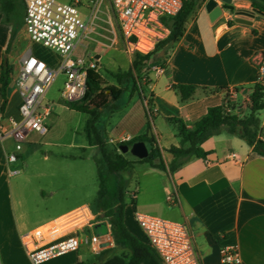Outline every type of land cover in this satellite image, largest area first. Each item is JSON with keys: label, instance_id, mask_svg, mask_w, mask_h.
I'll return each instance as SVG.
<instances>
[{"label": "crops", "instance_id": "1", "mask_svg": "<svg viewBox=\"0 0 264 264\" xmlns=\"http://www.w3.org/2000/svg\"><path fill=\"white\" fill-rule=\"evenodd\" d=\"M60 1L69 3L71 0ZM207 2L201 4L189 19L186 32L175 48L162 55L163 69L159 70L162 66L158 65V70L154 67L150 71V84L143 86L147 100L144 101L138 92L127 91L118 102L120 110L104 114V129L110 143L149 133L156 139L169 164L172 156L165 150L180 143L176 126L170 119H182L189 128H193L211 107L228 106L229 113L242 117L251 113L250 102L231 108L225 95L229 90H235V97L240 99L243 94L253 92L258 63L264 53V15L254 11L250 0H233L230 9H223L220 16L212 20L206 8ZM95 4V0H82L81 13L85 19L88 20L89 15L83 12V8L90 10ZM223 5L219 1V6ZM241 13L252 16L250 23L239 21ZM4 17L0 5V68L12 33V24L4 23ZM21 35L30 39L24 25L8 54L13 73L8 89V106L4 114L0 113V125L6 128L9 118L18 117L22 103L16 84L22 63L33 56L52 68L58 65L44 56L35 55L31 46H19ZM30 43L35 42L31 40ZM75 52L81 58L84 52L88 53L87 49L81 52L78 46ZM14 62H18V70L14 69ZM174 85H192L197 90L190 100L182 101ZM150 98L153 120H150L147 108ZM1 104L0 94V107ZM239 112L243 114L239 115ZM258 116L264 140V109ZM10 140L0 141V170L5 169ZM203 148L211 152L207 159L192 157L174 173L158 171V194H166L165 204L158 209V214L187 222L201 264H221L220 249L226 246L238 247L242 264H264V157L255 153L244 140L224 133L206 141ZM166 152L167 157L164 155ZM171 195L176 197L177 204L168 200ZM162 200L158 196V207ZM142 201L139 192L134 205H128L125 210V224L134 235L136 233L127 224V210L132 209L134 219V206L146 208L156 205L152 200ZM138 239L146 243L144 237ZM98 255L89 246L82 245L78 252L52 261L53 264H97ZM20 256L23 261L19 260ZM0 264H32L14 228L9 204L5 203L0 205Z\"/></svg>", "mask_w": 264, "mask_h": 264}, {"label": "built area", "instance_id": "2", "mask_svg": "<svg viewBox=\"0 0 264 264\" xmlns=\"http://www.w3.org/2000/svg\"><path fill=\"white\" fill-rule=\"evenodd\" d=\"M23 1L26 7L24 26L30 39L56 51L63 59L56 68L33 56L22 63L16 82L22 97L19 115L8 119L7 128L0 125V140L11 139L15 145L14 153H7L8 166L17 163L30 137L48 134L47 121L52 115V107L44 101L58 77L65 75L62 97L72 104L85 97L88 71L98 69L94 60L87 63L81 57L72 58L77 42L92 31L91 20L85 19L81 13L82 0L69 3L59 0ZM111 5L127 53L147 55L170 36L166 21L181 12L183 0H111ZM161 69L163 67H159ZM255 85L264 88V53L258 63ZM229 93L235 97V90H229ZM246 96L250 101L251 93H246ZM227 112H230L229 108ZM125 141L129 140L122 142ZM9 173L13 175L17 171L9 169ZM168 200L177 204L174 195ZM134 219L143 231L146 243L156 251L163 264H201L186 221L141 209L134 211ZM101 224L108 228L106 235L97 233L96 228ZM21 241L32 264H43L78 252L82 245L89 246L97 254L113 246L108 220L102 218L96 205L89 204L22 234ZM107 243L109 246L101 247ZM220 256L221 264H242L238 247H223Z\"/></svg>", "mask_w": 264, "mask_h": 264}, {"label": "rangeland", "instance_id": "3", "mask_svg": "<svg viewBox=\"0 0 264 264\" xmlns=\"http://www.w3.org/2000/svg\"><path fill=\"white\" fill-rule=\"evenodd\" d=\"M95 5L90 10L83 8V12L89 15L92 22V31L81 42H77V46L81 52L87 49L89 55L84 52L83 59L87 63L90 60L97 62L98 71L106 82L109 85H115L116 81L112 74L130 70L135 55H129L126 51L125 40L121 34L111 0H101L97 6ZM30 42L31 39L28 40L26 36L21 35L19 46H31L35 55L44 56L55 65L57 63L59 65L62 61L63 58L56 51L44 47L42 44ZM78 57L74 51L72 58ZM157 57L158 55L152 57L149 62L150 71L158 66V63L155 62ZM14 64L16 65L14 69L18 70V62H14ZM150 71L149 74H144L142 83H145L146 79H150ZM65 81V75L61 74L44 101L52 107V115L47 121L48 134L43 137H30L19 154L17 163L8 166L7 162L5 163V172L0 170V205L9 204L11 218L19 239L22 234L28 233L66 211L83 204L95 205L97 199L99 189L98 169L95 161L97 150L88 145L84 133L87 115L70 109V103L62 97ZM225 96V100L231 108L245 106L250 102L246 94H243L240 99L232 96L229 92ZM229 114H233V112ZM242 114L243 112H239V115ZM170 127L172 128L171 125H168V128ZM223 133L231 136L226 132ZM148 148L150 151L149 145ZM7 149L8 153H14L15 145L12 140L8 141ZM164 155L167 157V152ZM125 156L130 160H139L131 153H126ZM9 169L17 171V173L10 175ZM127 176L130 179V205H134L138 193L141 192L142 202L147 203L152 200L156 202V205L146 208L134 206L135 210L141 209L158 214V209L160 210L165 204L166 197V194H158V170L153 169L149 164L139 163ZM158 196L163 199L159 202V207ZM126 217L129 228L137 235L135 236L145 238L143 231L133 219L131 208L127 210ZM102 218L108 220L111 226L108 218ZM96 230L101 235L108 233L105 224H101ZM102 254H105L106 258L108 255L112 257L127 254V251L121 246L115 245L113 239L112 247L103 253L99 252L98 261ZM19 255L20 253H17V256ZM18 258L23 261L22 256ZM44 264H53V261Z\"/></svg>", "mask_w": 264, "mask_h": 264}, {"label": "trees", "instance_id": "4", "mask_svg": "<svg viewBox=\"0 0 264 264\" xmlns=\"http://www.w3.org/2000/svg\"><path fill=\"white\" fill-rule=\"evenodd\" d=\"M206 1L183 0L181 12L166 21V25L171 30L170 36L160 42L153 52L147 55L136 54L132 67L127 72L112 74L116 81L115 85H109L98 69H90L84 99L70 104L71 109L87 115L84 133L88 145L97 150L95 161L98 169L99 189L95 202L96 208L102 217L109 219L115 245L127 251V254L114 255L109 258H105V254H102L97 264H163L156 251L133 235L125 224V210L130 205V179L127 174L136 164L146 163L160 172L174 173L192 157L207 159L211 152L203 148L204 143L223 132L244 140L255 153L264 157V140L261 137V120L258 116V113L264 109V88L260 85L252 88L251 113L247 116L229 114L227 108L220 105L209 108L207 115L196 122L193 128H189L182 119H170V122L176 126L180 143L178 146H171L165 150L172 156L169 164L166 163L156 139L149 133L116 144L110 143L107 139L103 123L104 114L120 110L118 102L127 91L138 92L144 101L147 100L143 86L150 84V80L146 79L145 83H142V79L145 73L149 74V62L152 57L158 55L155 62L159 66H165L162 63V55L168 54L175 48L186 32L189 19ZM250 1L254 11L264 15V0ZM0 5L5 16L4 23L12 24L10 42L0 68L2 98L0 113L4 114L9 102L8 89L13 73L8 54L18 31L24 25L26 7L23 0H0ZM240 16L252 17L244 13L239 14L238 17ZM173 88L182 101L190 100L197 90V87L192 85H174ZM147 108L150 120H153L151 98L148 100ZM136 142H144L151 147L147 158L130 160L120 151L121 146L131 147Z\"/></svg>", "mask_w": 264, "mask_h": 264}, {"label": "water", "instance_id": "5", "mask_svg": "<svg viewBox=\"0 0 264 264\" xmlns=\"http://www.w3.org/2000/svg\"><path fill=\"white\" fill-rule=\"evenodd\" d=\"M219 1L222 2L224 5L219 6ZM233 0H208L206 3L207 11L210 13L211 19L215 20L220 14L222 13L223 9H230L232 5ZM239 21L243 23H250L252 17H246V16H240ZM120 151L123 154L131 153L134 157H136L139 160H143L149 156V149L144 142H136L131 147L128 145H123L120 147ZM101 234V233H100ZM102 240L105 238L102 237ZM109 244H102L101 247H107Z\"/></svg>", "mask_w": 264, "mask_h": 264}]
</instances>
